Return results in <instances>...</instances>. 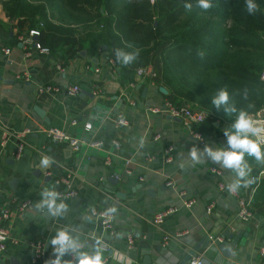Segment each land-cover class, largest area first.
Here are the masks:
<instances>
[{"label": "crops", "instance_id": "0c3cea01", "mask_svg": "<svg viewBox=\"0 0 264 264\" xmlns=\"http://www.w3.org/2000/svg\"><path fill=\"white\" fill-rule=\"evenodd\" d=\"M16 21V18L9 19L0 5V124L17 131L29 129L19 158L13 156V141L0 147V210L8 209L6 227L18 240L0 253V263L31 264L26 242L40 239L44 242L42 264H46L55 258L51 239L58 229L68 227L71 235L84 243V250H91L97 241L105 239L107 249L100 243L99 246L106 264H144L146 253L151 258L147 264H177L190 250L193 253L185 264H193L197 256L201 257V264L206 261L208 264H261L258 246L264 238V163L245 157L250 168L246 177L262 173L252 198L253 218L243 222L236 217V199L217 190L216 178L209 167H220L227 182H235L237 173L212 161L207 154L200 156L199 163L190 156L194 146L198 154L203 153L206 145L213 151L227 147L223 131L230 129L237 118L215 121L207 114L208 117L194 125L205 137V143L199 144L179 117L149 110L170 99L168 91L159 90L162 85L157 79L159 53L149 64L156 76L135 72V83L131 85L121 78L118 66L110 62L109 46L99 45L95 55L84 48L81 50L85 54L78 52L65 60L60 51L43 53L32 44L20 41L18 31L26 33L28 28L26 24L18 27ZM75 25V34L85 46L100 28L95 20ZM6 47L10 50L8 54L3 52ZM29 50L31 54L25 55ZM44 83L60 86L77 83L80 90L73 96L62 92L40 94L37 86ZM131 99L135 105L129 102ZM182 104L191 106L185 101ZM118 116L125 118L127 124L115 127L113 121ZM73 119L76 124L71 122ZM48 126L62 128L80 139L102 140L103 145L98 148L82 141L75 150L67 141L47 138L43 129ZM157 134L158 139H154ZM111 140L119 142L118 148ZM167 146H172V160L168 162L164 160ZM107 151L112 152L109 165L103 163ZM147 156H152V160H146ZM43 157H50L52 161L46 167L41 165ZM125 158H129V164ZM68 170L75 172L78 194L68 199L58 198L56 203L59 205L62 201L67 210L61 209L59 216L49 212L46 218L44 213L48 209L36 206L42 199L41 193L48 189L55 191V176ZM113 173L118 175L117 182L108 183ZM246 177L237 188L240 195H245ZM166 179H172L173 186L165 185ZM181 189L187 196H193L195 203L190 208L179 207L155 225L152 217L156 212L170 204H180L177 193ZM116 191L124 196H116ZM24 200L28 204L22 208L20 203ZM210 202L214 205L208 213L206 206ZM91 208L113 212L112 236H107L92 217ZM226 230L239 234L229 255L221 252L220 241L214 240ZM179 231L183 232L180 236L172 235ZM130 232H137L140 237L132 248H127L125 235ZM165 234H171V238L163 245ZM70 252H65L62 259L75 264L76 254L71 256Z\"/></svg>", "mask_w": 264, "mask_h": 264}, {"label": "trees", "instance_id": "16d2710c", "mask_svg": "<svg viewBox=\"0 0 264 264\" xmlns=\"http://www.w3.org/2000/svg\"><path fill=\"white\" fill-rule=\"evenodd\" d=\"M61 2L99 25L86 46L75 34L74 21L52 20L49 6H57L55 0H0V5L9 19H17L18 27H37L40 45L60 51L65 60L84 48L95 55L99 45L109 46V57L128 83H135L136 69L150 64L159 53L157 79L170 101H185L215 121H234L240 109L252 114L264 108V82L259 78L264 70V0H255L259 7L255 14L247 12L245 0H211L213 7L208 10L200 8L198 0ZM185 4H191V9ZM118 49L139 55L124 65L116 57ZM221 89L228 91L236 113L229 115L224 105H212Z\"/></svg>", "mask_w": 264, "mask_h": 264}, {"label": "built area", "instance_id": "2783aa9c", "mask_svg": "<svg viewBox=\"0 0 264 264\" xmlns=\"http://www.w3.org/2000/svg\"><path fill=\"white\" fill-rule=\"evenodd\" d=\"M153 1V0H150ZM39 34V29L37 27H32L29 28L28 32L24 35H20L19 39L22 42H26L28 44H32L35 49H37L40 52L43 53H48L49 49L47 47H44L40 45L38 42L37 36ZM9 48H3V52L5 54L9 53ZM31 54V51H26L25 55L29 56ZM111 63H114L113 60H110ZM136 73L138 74H145L149 77H155L156 72L154 69L151 67V65L147 64L142 67H138L136 69ZM27 79V76H25ZM259 78L264 82V70L260 71L259 73ZM133 85V83H130ZM80 87L77 83L65 85V86H60L58 84H53V83H44V84H39L37 86V92L40 94H56V93H64L66 95H77L79 92ZM129 102L132 105H135V101L133 99L129 100ZM149 110L151 112H160L164 111L172 116L179 117L182 122L187 126V128L190 130L191 134L198 140L199 144H204L205 143V137L202 135V133L196 129H194V125L197 123L202 122L206 117L207 113L204 110H201L199 108L191 107L185 104H174L168 99L163 103L162 106H152L149 107ZM264 108L259 109L255 113L250 114L253 119L261 122L264 124V115L263 112ZM73 124H76V120L73 119L71 121ZM127 124V120L123 118L122 116H118L116 119L113 121V125L115 127H119L121 125ZM86 126H90L89 123H86ZM47 138L50 140H55V141H67L69 144L72 146L73 149H78L79 145L83 141L87 145L94 146L100 148L103 145L102 140H84L80 139L77 137H73L69 135L65 130L62 128H57L55 126H48L43 129ZM29 133V129L24 128L22 130H13L12 128H8L5 126H2L0 124V147L6 146V144L9 141H13L14 143V151H13V156L15 158H19L24 149V138L25 136ZM159 135H155L154 139H158ZM111 143L115 148H118L119 142L117 140H111ZM264 150V148H263ZM108 153L105 155L103 158V163L105 165H109L111 163V151H107ZM125 163L129 164L130 160L129 158H125ZM146 160L150 161L152 160V156H147ZM164 160L166 162L172 160V146H167L164 149ZM210 172L215 176L216 178V187L217 190L220 192H225L230 195H232L236 199V217L238 220L243 221V222H248L253 218L254 215V210H253V195L254 192L256 191V188L258 187L260 177L259 175L262 173L259 172L258 174L254 175H249L245 179V195H240L238 190L236 189L233 192L228 191V184H231L232 182H227L224 179L222 169L218 166L211 165L209 167ZM129 169H125V172H129ZM74 177H75V172L74 170H68L64 174H61L59 176H55L53 180V184L55 186V191L59 193V198L60 199H68L76 196L78 194V189L75 186L74 183ZM118 178V175H117ZM174 182L172 179H166L165 180V185L173 186ZM178 197L180 199V204H170L166 206L165 208L161 209L160 211L156 212L153 217H152V222L155 225H159L163 222V220L169 216L170 214L176 212L179 207L183 206L186 208H190L194 203H195V198L193 196H187L185 190H178ZM28 201L24 200L20 203V206L24 208L27 206ZM213 202H210L206 206V212H211L213 208ZM90 214L92 217L98 222V224L105 229L106 235L107 236H112L115 232V228L113 225V219H114V214L110 210H105V209H99V208H91L89 210ZM9 217V212L7 208H2L0 210V253H4L10 244H16L18 243V240L12 237L8 229L6 227V221ZM186 232V231H184ZM183 232H175L172 235L174 236H180ZM140 237V234L137 232H130L125 235V243L127 248H132L135 245V241ZM171 238V234H165L162 237L163 245H166L169 242V239ZM214 240H222V236H216ZM213 241V239H212ZM27 245L30 248V263L31 264H42L43 262V255H44V242L43 240L40 239H33V240H27ZM106 240L102 239L100 241V246L107 249V244ZM258 251L259 254L262 257V262L261 264H264V238L263 240L259 243L258 246ZM71 256L75 255V252H70ZM193 264H201L202 260L200 256L194 257L192 260ZM0 264H7L5 262L0 263Z\"/></svg>", "mask_w": 264, "mask_h": 264}, {"label": "clouds", "instance_id": "9594fccd", "mask_svg": "<svg viewBox=\"0 0 264 264\" xmlns=\"http://www.w3.org/2000/svg\"><path fill=\"white\" fill-rule=\"evenodd\" d=\"M246 10L249 14H255L259 7L255 3V0H245ZM198 6L204 10H208L213 7L211 0H198ZM191 4H185V8L190 10ZM139 52L124 53L122 50H117V59L124 65H128L133 62ZM211 103L216 108L224 105V111L226 114H232L237 112V108L234 105L229 104V93L226 89H221L218 94L212 98ZM227 137V147H218L213 151L207 145L204 148L203 153L198 154V150L194 146L190 150V156L196 163L200 162V156L207 154L212 161L222 164L226 169H231L237 173L238 179L228 184V191H235L244 178L249 174L250 168H248L245 157H254L256 161L264 163V124L253 119L245 109H240L237 119L232 123L230 129L223 131ZM50 157H43L41 159L42 166H48L51 163ZM246 186V184H245ZM42 199L36 205L38 208H47L53 216H59L61 209L67 210V205L61 201L58 205L56 203L59 198V193L48 189L41 193ZM99 241L91 250H84L85 245L79 240L78 237L71 235L68 227H63L57 230L55 236L51 239V245L53 246L54 259H50L46 264H73L72 261H65L62 259L65 252L71 250L75 252V264H106L105 258L102 254V249L99 246ZM205 264H208L206 261Z\"/></svg>", "mask_w": 264, "mask_h": 264}, {"label": "water", "instance_id": "95a60500", "mask_svg": "<svg viewBox=\"0 0 264 264\" xmlns=\"http://www.w3.org/2000/svg\"><path fill=\"white\" fill-rule=\"evenodd\" d=\"M37 39V38H35ZM80 54H85V51L84 50H81L79 51ZM159 90L161 92H164L166 93L167 92V89L163 86V85H160L159 86ZM40 115H42V111H40L37 107L34 108ZM88 140V139H87ZM117 174L113 173L111 174L110 178L108 179V183L110 182H113V183H116L117 182ZM116 196H121L123 197L124 195L119 192V191H116ZM48 214H49V211L46 210L44 215L45 217L47 218L48 217ZM238 237H239V234H234V233H230L229 230H226L224 231V233L222 234V240L218 243V247L219 249L221 250V252H223L225 255H229V252L234 248V246L236 245L237 241H238ZM193 253V250H190L184 257L183 259L178 262L177 264H185L187 261H189L191 255ZM151 260L149 254H145L144 257H143V263L144 264H147L149 263Z\"/></svg>", "mask_w": 264, "mask_h": 264}, {"label": "rangeland", "instance_id": "374dc122", "mask_svg": "<svg viewBox=\"0 0 264 264\" xmlns=\"http://www.w3.org/2000/svg\"><path fill=\"white\" fill-rule=\"evenodd\" d=\"M57 6H49V11L54 19L57 21L69 22L74 21V23H85L87 19H83L82 15L85 16L86 13L78 14L76 9L71 8L69 5L61 2V0H55ZM77 20V21H76ZM263 112L264 111H260Z\"/></svg>", "mask_w": 264, "mask_h": 264}]
</instances>
